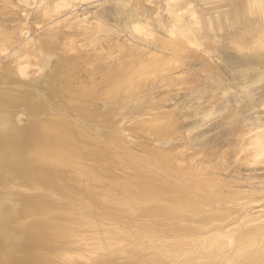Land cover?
<instances>
[{
	"label": "bare ground",
	"instance_id": "1",
	"mask_svg": "<svg viewBox=\"0 0 264 264\" xmlns=\"http://www.w3.org/2000/svg\"><path fill=\"white\" fill-rule=\"evenodd\" d=\"M5 1L6 5L12 4L6 10L15 13L12 9L15 1ZM116 1L117 23H120L119 18L126 16L131 26L139 12L131 0ZM250 2L251 13L255 15L259 11L263 17L264 0ZM169 5H172L170 1ZM22 6L26 8L22 12H28V6L25 3ZM151 13L149 11L146 15L153 18ZM176 18L178 25H174L175 31L189 41L193 40L189 27L181 25V14L177 13ZM1 28L0 44L3 45L7 38L16 42L13 39L16 34L8 35ZM255 32L264 36V28L253 30V35ZM89 33L86 34L88 38ZM52 36L47 33L44 38L33 37L20 50L34 56L27 63L44 68L41 78L22 80L16 74V62L14 65L10 62L12 67H9L10 60L0 66V264H264V225H252L246 229L232 227L235 231L231 233L229 229L230 234L213 224L214 220L220 219L218 212L225 211L229 217L239 214L236 206L244 197L241 194L229 197L227 193H211L210 189L209 197L203 199L205 196L201 197L196 191L200 181L192 176L184 178L185 174H191L190 168L186 166L189 171L183 170V165L182 169L178 168L181 164L178 157L186 155L187 147L181 148L170 140H159L168 129L175 128L169 119L170 110L161 105L152 106L145 110V114L136 115V119L125 128V122H117L114 133L118 137L106 138L99 129L91 130L88 126L90 120L96 123L97 118L92 113L100 112L95 104L97 99L133 95L136 92L135 79L152 73L160 64L175 60L177 47H181L179 43L159 40L160 48L172 53L162 55L151 51L144 60L141 56L133 58L136 54L132 53L129 65L125 63L127 58L124 56L126 60L123 59V63L129 66L128 70L119 68L118 71L115 67L117 74L112 71L113 76L104 77L108 85L105 84L107 90L101 93L95 85L89 88L82 82L76 84L77 79L75 84L73 80L71 82L76 67L72 69L70 65L78 66L76 61L79 60L76 56L63 55L57 47L58 38ZM256 45L254 41L251 52L255 53ZM121 65L119 67L122 68ZM94 75L89 78L91 82L96 81ZM44 80L54 92L39 89ZM218 89L225 96L230 91L221 86ZM60 95L64 100L58 99ZM106 105L117 107L115 101ZM20 114L25 117L22 122L17 120ZM101 115V120H105ZM157 135L158 138H153ZM135 141L137 143H132ZM130 142L142 152L134 150ZM261 144L264 145V140ZM220 200L226 203L224 207L218 203ZM229 203L234 204V208L229 207ZM114 221L125 227L111 226ZM210 238L216 241L212 243ZM231 245L229 250L222 252ZM118 246L116 251H107ZM251 246L254 247L251 253L245 256L244 251L241 260L239 251ZM210 250L212 253L208 254ZM99 252L102 254L97 255ZM183 254L187 258L180 260ZM172 260L175 262L171 263Z\"/></svg>",
	"mask_w": 264,
	"mask_h": 264
},
{
	"label": "rangeland",
	"instance_id": "2",
	"mask_svg": "<svg viewBox=\"0 0 264 264\" xmlns=\"http://www.w3.org/2000/svg\"><path fill=\"white\" fill-rule=\"evenodd\" d=\"M3 1L6 2L5 0ZM23 1L28 6V12L26 11V13L22 12L26 9L25 6L21 7V4L24 5L22 0L12 1V3L14 2L13 6L15 5L14 7L12 6L15 13L6 10L9 9V5L11 8V3H9V5H6L4 2L0 3V26L4 28L3 30H6V34H16L13 38L16 42L13 43L11 39L7 38V41H4L5 43H3V45L0 44V66L2 62L10 60L9 67L11 68V63L14 65L13 63L16 62V74L24 81H28L32 77L35 79L41 78L44 68L39 64L27 63L28 61L31 62L30 59L34 56L31 52L23 53L22 51L20 52V50L21 48L23 49L25 44L32 40L33 37L36 39L44 38L47 33L48 36L53 35L52 37L58 38L57 47L62 51L63 55L76 56V60H79V62L76 61L79 63L78 66L70 65V67H73L72 69L76 67V72H73L71 82L72 80L73 84L82 82L89 88L95 85V88H99L98 90L101 93L104 92L105 89L107 90L106 85L108 84H106L107 81H105L107 77L109 78L110 75L113 76V73L114 75L117 74L115 67L118 71L120 69L125 70V68L128 70V63H130L132 59V53H134V55L136 54V57L133 58L141 56L144 60L151 51L159 52L162 55L163 53H172L171 51L160 48L159 40L164 39V42L173 40L172 42L175 43L176 41V44L179 43L178 46H181L177 47L179 50H174L177 54V57L174 58L175 60L172 59V62L169 61L166 64H160L152 73L144 75V77H138L135 79L139 81L138 83L137 81H132L135 83L136 94L133 92V95H128L127 97L121 95L113 97V99H97L95 104L100 112L98 114L92 113V116H94L95 119L97 118L95 120L96 123H94V120H90L91 122H88V126L90 125L89 128L91 130L95 128L99 129L100 134L106 138H111L113 136L118 137L119 135L114 133L117 122H125L126 124L123 126V128H125L136 119V115L145 114V110L150 107L157 105H161L163 108L165 107V109L171 112L169 113V119L175 128H171L170 130L167 128L168 132L161 135L159 140H170L171 143H177V146L181 148L184 146L188 148L185 150L187 153L186 155L184 154V157L183 155L178 157L181 163L178 165V168H181L183 165V170H187L188 168L186 166H188L192 172L188 175L185 174L184 178L189 179L192 176V178L202 182V184L200 182L199 184L201 186L203 185L202 187L204 188L198 184V190L196 189V191H198L197 194L201 197L205 196V198L203 197L205 200L207 196L209 197L211 190V193L221 192V195H226L227 193L230 195L229 197L240 194L241 197H244L241 199L242 201H239L240 203L242 202V205L239 203L238 206H240H236V210L240 212L239 214L229 217L225 211L218 212L217 214L221 215V220H214L213 224L217 226L219 230L223 229V231L227 232H231L232 230L231 233H233L234 229L239 227L246 229L251 228L252 225L253 227L264 225V151H262L264 150V145L261 144L264 140V79L256 82L253 81L254 83L252 85H248L249 83L236 84L234 77L239 69L243 67L248 68L249 66V60L244 62L240 57L234 55L243 54V52L232 43V40H235L241 34H245V30L247 29L245 26H239L238 28L225 27L224 30L217 31L218 34L215 39L216 48L213 51L207 52L202 41H199L198 44H194V42L198 41L194 37L193 40L190 39L189 41V39L181 33L175 31L174 27L178 23L176 22L177 12L175 8L169 5L168 0H129L136 11L139 12L135 14L136 18L133 21L134 24L132 23L133 26H129L126 16L119 18L120 25L117 23L116 12L114 11L117 4L116 0ZM236 3L241 5V13L244 14L243 10L249 5L248 0H193L190 1L189 7L191 10L195 9L200 18L204 21L215 19L216 15L221 13L226 22H236V19H240L237 15ZM16 7L20 9L18 10ZM138 8L140 9L138 10ZM140 11L143 13L142 17ZM149 11L153 13H151L152 16H154L153 18H149V16L146 15ZM183 12H185L188 21H194L195 18L191 16V11L184 10ZM260 15H262V13L260 14L259 11L255 14V20H257V23H255V31L264 28V23L262 24V22H264V16L262 17ZM115 23L118 25H115ZM29 26L31 29H29ZM189 26L191 28L196 25L189 24ZM17 32L20 36L17 35ZM88 33L89 38L88 35H86ZM253 37H255V44H257L255 48H263L264 36L259 32H255ZM45 45L48 44L45 43ZM123 47H126V49L124 51H119L120 48L122 49ZM127 48L129 49L127 50ZM125 52L127 54H124ZM118 54H121V56L119 55L118 57ZM121 57L122 59H120ZM241 57L245 58V56ZM123 59L126 60V62ZM121 62H125L128 65L123 63L122 65L125 64V66H122ZM119 65H121L122 68L119 67ZM170 67H172L171 70L166 69ZM94 68L96 70H94ZM109 69L112 70L109 71ZM108 71L111 73L109 74ZM93 73H95L94 76L96 81L99 80L98 82H91V80H89ZM180 75L181 77H179ZM74 76H78V78H74ZM79 76L82 78H79ZM60 78L62 79L63 76L61 75ZM175 78L177 81H174ZM102 79L104 80V85H102ZM220 80L223 84L227 85L230 90L229 94H226V96L221 94L222 91L218 89V87L220 88L221 86L218 85V81ZM59 81L61 80H58V82ZM46 83L47 80L46 82L44 80V83L39 85V89L47 93L52 92V88ZM64 90L65 92L68 91L67 89ZM219 95H222V97ZM124 96L126 98H124ZM61 97L63 96L60 95V98L58 96V99L62 100L63 98ZM131 98L133 99L131 100ZM135 98L136 101L134 100ZM111 101H115L117 107L112 108L106 105ZM100 115L103 116L105 120H101ZM124 116H126L125 119ZM24 119L25 117L22 114L17 116L19 122H22ZM109 124L112 126H108ZM153 138H158V135ZM132 143H137V141ZM132 143L131 145L134 146L133 149L140 152V148ZM187 171H189V169ZM205 180H208V182L210 181V184L207 181L205 182ZM200 188H202V192ZM205 191L206 193H204ZM218 203L222 207L226 205V203L221 200L218 201ZM228 206L234 208V204L230 205L229 203ZM210 207H212V205ZM187 214L188 213H186V215ZM242 216L243 219H241ZM235 220L237 221L235 222ZM250 220L252 222L254 221V223ZM232 222H234L235 225ZM242 222L245 223L243 224ZM110 225L113 227H121L123 224L114 221ZM123 227L125 226L123 225ZM211 239L213 238H210V240ZM223 239H225V237H223ZM225 240H223V243ZM212 241L213 240H211V242ZM119 247L120 246L115 248V250L108 249L107 251H116ZM231 247L232 245L227 246L222 252L229 250ZM252 248L254 247H247L239 252L242 254L245 251L246 254H244L247 256L248 252L251 253L250 250ZM209 252L208 254L212 253L211 250ZM98 254L102 253L99 252L97 255ZM241 254H239V256ZM244 254L240 256V258L242 257L241 260ZM184 257H186L185 254L181 256L180 260L187 258ZM168 260L169 259H167V261ZM174 262L173 260L171 261V263Z\"/></svg>",
	"mask_w": 264,
	"mask_h": 264
},
{
	"label": "crops",
	"instance_id": "3",
	"mask_svg": "<svg viewBox=\"0 0 264 264\" xmlns=\"http://www.w3.org/2000/svg\"><path fill=\"white\" fill-rule=\"evenodd\" d=\"M169 1L172 4L171 6L173 8H175V11L177 13L181 14V16H182L181 25L184 26V27H189L190 32L192 33L193 37L196 40H199V41L203 42V44L205 46V49H207V52H210L211 50L213 51L216 48L215 39H216L217 34H218V32H217L218 29H219V31H222V30H224L225 27L238 28L239 26L240 27H244L245 26L247 28L245 30V34H241L238 37L239 39L236 38L235 40H232V43H234L235 46H238L239 44L241 45V46H238V49H240L241 52H243V54H234V55L240 57L242 59V61H248L249 60L248 68H244L243 67V68L239 69L236 72V75L234 76L236 84L249 83L248 85H252L254 83L253 81L256 82V81H260V80L264 79V47L263 48H255V50L257 49L255 51V53L250 51L251 48H252V45L254 44V41H255V37H253V30H255L254 28H255V23H256L255 15L252 14L251 11H250V8H251L250 0H248L249 1L248 7L243 10L244 14L241 13V5L236 3V5H237V15L239 16L240 19H236V22H231L230 21L228 23L223 18V16H221V13H218L216 15L215 19H212V20L210 19L208 21L207 20L203 21V19L200 18V16L198 15V12L195 9L191 10L190 7H188L190 5V1H193V0H169ZM237 1H239V0H237ZM176 4H178V5H176ZM175 5H176V7H175ZM184 10L191 11V16L193 18H195L193 22L192 21H188V19L185 16V12H183ZM249 19H250V21H249ZM189 24H192V25L195 24L196 26L190 28ZM250 29H251V31H250ZM198 33H200V34H198ZM246 42H248V43H246ZM209 44H211V45H209ZM258 49H260V50H258ZM241 56H245V58L241 57ZM261 56H262V58H261ZM253 64H254V66H253ZM218 82H219L218 85H221L222 88H228V86L223 84V82L221 80L218 81ZM250 82H252V83H250Z\"/></svg>",
	"mask_w": 264,
	"mask_h": 264
}]
</instances>
